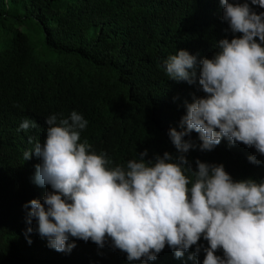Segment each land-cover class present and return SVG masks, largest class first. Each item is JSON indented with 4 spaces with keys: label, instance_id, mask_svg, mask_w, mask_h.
I'll use <instances>...</instances> for the list:
<instances>
[{
    "label": "trees",
    "instance_id": "trees-1",
    "mask_svg": "<svg viewBox=\"0 0 264 264\" xmlns=\"http://www.w3.org/2000/svg\"><path fill=\"white\" fill-rule=\"evenodd\" d=\"M222 17L220 0H0V264H195L175 261L167 246L154 261L129 262L110 239L103 247L70 239V253L49 248L36 222L26 224L23 206L43 202L51 189L34 183L41 161L34 154L24 161L23 153L33 146L30 136L46 139L47 117L77 111L88 121L81 142L106 152L112 166L144 150L146 160L179 155L169 129L180 130L185 102L204 93L198 81L169 80L164 61L181 49L212 58L216 43L234 35ZM32 22L44 33L40 52L19 29ZM25 118L40 127L18 131ZM190 138L199 144L197 133ZM186 155L194 170L197 159L223 164L235 181L264 172V156L226 139L211 152ZM252 155L258 165L249 162ZM199 244L196 260L203 264L208 242Z\"/></svg>",
    "mask_w": 264,
    "mask_h": 264
},
{
    "label": "clouds",
    "instance_id": "clouds-1",
    "mask_svg": "<svg viewBox=\"0 0 264 264\" xmlns=\"http://www.w3.org/2000/svg\"><path fill=\"white\" fill-rule=\"evenodd\" d=\"M233 38L216 43L212 58L176 51L164 61L169 80L199 83L204 96L185 102L179 129L168 135L179 155L145 159L144 150L126 164L113 165L81 133L88 121L77 111L46 118V139L30 136L34 183L49 187L43 202L23 207L26 224L57 252L70 253V239L91 240L125 253L127 260L154 261L167 246L185 263L201 252L203 264H264V172L235 181L223 164L187 158L190 150L211 152L223 139L242 143L264 156V0H220ZM239 34V35H235ZM25 118L18 131L38 129ZM198 134L199 144L191 133ZM186 137H189L186 139ZM250 163L259 164L255 155ZM33 231L27 228V233ZM31 240L28 241L31 244ZM195 247V252L191 248Z\"/></svg>",
    "mask_w": 264,
    "mask_h": 264
},
{
    "label": "rangeland",
    "instance_id": "rangeland-1",
    "mask_svg": "<svg viewBox=\"0 0 264 264\" xmlns=\"http://www.w3.org/2000/svg\"><path fill=\"white\" fill-rule=\"evenodd\" d=\"M19 29L29 35H31L32 42L34 44V47L38 50V52L42 51V47L40 44V40L44 37V33L41 32L38 28V26L32 22V25L28 26H22L19 27Z\"/></svg>",
    "mask_w": 264,
    "mask_h": 264
}]
</instances>
